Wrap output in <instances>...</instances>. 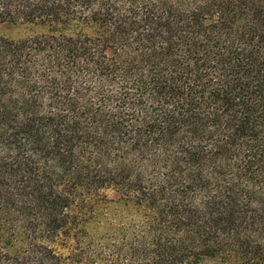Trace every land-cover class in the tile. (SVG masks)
<instances>
[{
    "label": "trees",
    "instance_id": "16d2710c",
    "mask_svg": "<svg viewBox=\"0 0 264 264\" xmlns=\"http://www.w3.org/2000/svg\"><path fill=\"white\" fill-rule=\"evenodd\" d=\"M0 264H264V0H0Z\"/></svg>",
    "mask_w": 264,
    "mask_h": 264
},
{
    "label": "rangeland",
    "instance_id": "374dc122",
    "mask_svg": "<svg viewBox=\"0 0 264 264\" xmlns=\"http://www.w3.org/2000/svg\"><path fill=\"white\" fill-rule=\"evenodd\" d=\"M36 29H31L27 26L13 25V24H1L0 35L8 36L11 38L19 39L27 35L33 34Z\"/></svg>",
    "mask_w": 264,
    "mask_h": 264
}]
</instances>
